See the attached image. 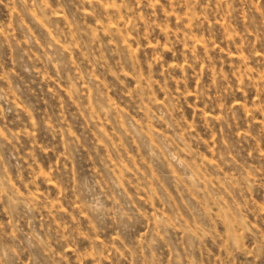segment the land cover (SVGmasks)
Returning a JSON list of instances; mask_svg holds the SVG:
<instances>
[{
  "label": "rangeland",
  "instance_id": "obj_1",
  "mask_svg": "<svg viewBox=\"0 0 264 264\" xmlns=\"http://www.w3.org/2000/svg\"><path fill=\"white\" fill-rule=\"evenodd\" d=\"M0 264H264V0H0Z\"/></svg>",
  "mask_w": 264,
  "mask_h": 264
}]
</instances>
